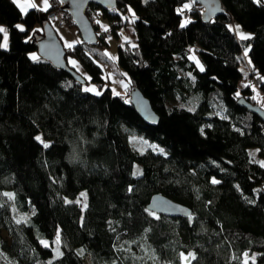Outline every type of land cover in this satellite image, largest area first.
Instances as JSON below:
<instances>
[{"label":"trees","instance_id":"1","mask_svg":"<svg viewBox=\"0 0 264 264\" xmlns=\"http://www.w3.org/2000/svg\"><path fill=\"white\" fill-rule=\"evenodd\" d=\"M221 2L224 15L209 22L192 0H117L112 11L89 5L97 45L109 44L100 37V16L116 37L130 24L135 31L136 45L118 46L131 83L124 96L113 92L86 42L70 48L62 41L67 64L83 82L30 58L32 32H41L37 26L59 0L27 13L0 0V24L9 34L4 48L0 31V264H183L185 254H192L188 264H264V166L249 153L257 148L264 159V121L239 104L241 97L258 102L251 85L240 87L244 45L232 27L252 34L245 44L258 84L264 0ZM185 16L191 21L183 25ZM21 23L25 30L16 27ZM194 45L203 72L189 56ZM86 83L101 92L86 91ZM133 89L149 99L157 125L138 115ZM122 125L166 152L132 151ZM156 193L193 214L149 211ZM13 206L31 213L30 222L16 218ZM57 236L63 253L53 259L55 249L42 241L53 244Z\"/></svg>","mask_w":264,"mask_h":264},{"label":"water","instance_id":"2","mask_svg":"<svg viewBox=\"0 0 264 264\" xmlns=\"http://www.w3.org/2000/svg\"><path fill=\"white\" fill-rule=\"evenodd\" d=\"M62 10L69 14L75 21L76 28L80 32L83 42L95 46L98 44V35L93 28L92 21L89 20L86 10L91 4L97 5L102 10H115L117 0H59ZM194 3L201 5L204 10L202 12L203 20L206 22L211 21L213 18L224 15L225 11L221 0H192ZM41 32H35L30 39L31 42L36 44V50L41 58L51 62L63 71H67L74 75L79 81H84L80 74L74 73L66 62L65 45L62 42L57 29L47 19L41 23ZM131 104L134 106L138 115L148 125H157L160 121V116L157 114L149 99L139 89L131 91ZM239 104L249 112L257 115L264 121V109L253 104L247 99L241 97L238 99ZM148 210L154 213H159L166 217H183L189 218L193 214L190 207L171 199L162 193H156L148 204ZM189 261V260H188Z\"/></svg>","mask_w":264,"mask_h":264},{"label":"rangeland","instance_id":"3","mask_svg":"<svg viewBox=\"0 0 264 264\" xmlns=\"http://www.w3.org/2000/svg\"><path fill=\"white\" fill-rule=\"evenodd\" d=\"M191 5H186L184 7L185 8H189ZM130 12L133 13L132 9L130 10ZM100 22V27L101 30L103 32H108L110 33V35L112 36L111 38H108L107 41L109 42L108 45L106 46H100V45H95L92 46L90 52L93 53V55L95 57H97V59L99 60L100 63L103 64L106 73L108 74V80H109V86L112 88L113 92L115 94H121L124 96H127V91H128V87L130 86V76L128 74V72L125 71V69L120 65L119 60V51H118V46L121 44H124L128 41H130V43L132 45H136L137 44V39H135L134 36H132V32H134V29L132 27V25H128L127 27H124L121 29L120 31V36L116 37L114 36L112 30H111V24L110 21L106 18H104L103 16H100V18L98 19ZM189 21H191L190 17H184L183 19V25L187 24ZM239 25V31H237L236 26ZM21 28L23 30H25V24L21 23L20 24ZM0 27L3 29L4 32V42L3 45L5 48H8V35L7 31H6V27L3 24H0ZM234 32L236 33V35L238 36V38L240 40L243 41V50H242V56H244V59L241 63V68L244 71V79L243 81L240 82V87H244L246 85H251V87L254 89V99L257 100L258 105L261 106L264 109V90L261 87L262 84H264V75H260L259 76V80H258V84L255 82V80L250 76V71H251V59L249 56V50H250V46L245 44V40L246 39H241V35L240 33H243L245 36H247L248 38L252 36V34L248 31L245 30L243 28V26L241 24L235 23V25H232ZM37 28H41L40 26H37ZM59 28V27H58ZM57 28V29H58ZM107 29V30H105ZM59 31V30H58ZM33 35L35 34V32H32ZM31 39V37H30ZM29 39V40H30ZM190 59L194 60L197 64V67L203 72L204 69V62L203 59L201 58L200 55V47H198V45H194L193 47H190ZM28 55L30 56V58L33 59V57H36V59H33L35 61H39L41 59V56L38 54L37 50H31V52L28 53ZM182 74H185L184 71H181ZM247 79H249L248 83H247ZM84 89L87 91L89 90L90 92L97 94L100 93L101 90L98 87V85H95L93 83H86V85L84 86ZM214 112L219 113V114H223L221 111L218 110H214ZM122 132L124 134V136L127 139L129 148H131L132 151H137L139 153H144L145 151L149 150V149H153V150H157V151H161L162 153L166 152V149L160 147L156 142H151L150 140H147L144 137H140L138 134H135L134 131H131L129 128L127 129L126 126L122 125ZM39 137L42 136L39 135ZM43 140V139H42ZM44 143L49 144L48 141H44ZM257 148H252L251 150V156L254 157L255 160H260L261 158L259 157L258 154H256L255 152L257 151ZM135 174L139 175L142 173V168L141 165L136 164L135 166ZM83 194L87 193L85 191L82 192ZM82 197V196H81ZM78 201L83 205V207L85 208V206L87 205L86 203H83V198H79ZM14 207V214L16 216V218H18L20 221H24V222H30L31 219V213H23L21 211H19L17 209L16 206ZM57 238V237H56ZM57 239L53 242V244L51 242H49V240L47 239H43L42 242H46L47 246L50 247L52 246L53 249H55V255L53 257L54 258H58L60 256H62L63 253V249L60 248V238H59V243L56 242ZM45 245V243H43ZM192 257V254H185L182 256V261L183 264H188L186 262V260H190V258ZM86 264H91L89 259L86 260Z\"/></svg>","mask_w":264,"mask_h":264},{"label":"crops","instance_id":"4","mask_svg":"<svg viewBox=\"0 0 264 264\" xmlns=\"http://www.w3.org/2000/svg\"><path fill=\"white\" fill-rule=\"evenodd\" d=\"M13 1L17 4V6H19L21 11L24 13H27L29 11V9H31V8H37L39 10L41 9V10L47 11L52 6V0H47V3H45V0H13ZM233 25H235V24H233ZM1 32L4 34L3 31H1ZM57 32L59 33V35H60L62 41L65 43V45L66 44H72L74 42L81 43V41H82L81 35L74 29L71 30V29H67V28L62 27V28H58ZM132 36L135 37V31L132 32ZM4 38L5 37H3L2 45L4 42ZM8 39H9V37H8ZM8 43H9V41H8ZM3 47H4V45H3ZM243 79H244V77H243ZM243 79L241 81H243ZM248 81H249V79H247V83H248ZM251 150H252V148L249 150V153L251 152ZM255 153L259 155L258 150ZM251 157L253 158V160L255 162L264 166V159L263 160L261 159V161H260V160H255L253 156H251Z\"/></svg>","mask_w":264,"mask_h":264},{"label":"built area","instance_id":"5","mask_svg":"<svg viewBox=\"0 0 264 264\" xmlns=\"http://www.w3.org/2000/svg\"><path fill=\"white\" fill-rule=\"evenodd\" d=\"M49 22H51L56 28H67L71 30H76L75 27V21L73 18L67 14L66 12L59 10V9H52L48 15ZM100 37L106 41L108 38H111L112 36L108 32H100Z\"/></svg>","mask_w":264,"mask_h":264},{"label":"snow or ice","instance_id":"6","mask_svg":"<svg viewBox=\"0 0 264 264\" xmlns=\"http://www.w3.org/2000/svg\"><path fill=\"white\" fill-rule=\"evenodd\" d=\"M45 3H47V0H45ZM257 3H259V0H257ZM16 27L20 28L21 26H20V25H17ZM236 28H237V31H239V25H237ZM21 30H23V29L21 28ZM105 30H107V29H105ZM0 31H3V29L0 28ZM240 35H241V39H247V38H248V37L245 36L243 33H240ZM68 47L71 48L72 45H71V44H68ZM33 59H36V57H33ZM73 63H74V62H73ZM97 94H98V93H97ZM36 139H37L38 141H40V142L44 145L45 148L49 147L48 144H46V143L43 142V140L41 139V137L37 136ZM212 183H219V181L213 180ZM56 242L59 243V236H57V241H56ZM43 243H45V246H47L46 242H43Z\"/></svg>","mask_w":264,"mask_h":264}]
</instances>
